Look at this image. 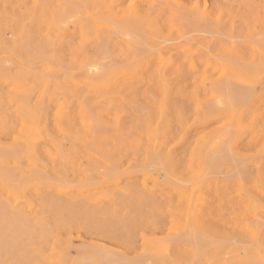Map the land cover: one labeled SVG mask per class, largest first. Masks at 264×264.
I'll use <instances>...</instances> for the list:
<instances>
[{
    "label": "rangeland",
    "instance_id": "obj_1",
    "mask_svg": "<svg viewBox=\"0 0 264 264\" xmlns=\"http://www.w3.org/2000/svg\"><path fill=\"white\" fill-rule=\"evenodd\" d=\"M66 1L0 0V264H264V0Z\"/></svg>",
    "mask_w": 264,
    "mask_h": 264
},
{
    "label": "bare ground",
    "instance_id": "obj_2",
    "mask_svg": "<svg viewBox=\"0 0 264 264\" xmlns=\"http://www.w3.org/2000/svg\"><path fill=\"white\" fill-rule=\"evenodd\" d=\"M65 2H66V4L68 3V4H70V6H71V8L70 9H72V7L73 6H75V5H71V2L69 3V2H67L66 0H64ZM69 1H71V0H69ZM130 1H133V0H130ZM130 1H129V3H130ZM135 1H133L132 2V6H133V3H134ZM196 2H197V0H196ZM62 3V2H61ZM72 4H73V2H72ZM135 4V3H134ZM205 5L204 6H206V4L207 3H204ZM83 5H85V4H83ZM69 5H67V8H69L70 7ZM131 5H130V8L132 7ZM129 7V6H128ZM127 7V9H126V7L124 8L126 11L128 10V9H130V8H128ZM73 8H75V10H77V7L75 6V7H73ZM207 8V7H206ZM205 8V9H206ZM74 10V9H73ZM74 10V11H75ZM78 10H80L79 8H78ZM77 10V11H78ZM66 11H67V9H66ZM68 11H72V10H68ZM73 11V12H74ZM77 11H75V14H77L78 12ZM82 11V10H81ZM130 11H131V9H130ZM129 12V11H128ZM68 13H71V14H74V13H72V12H68ZM80 17V16H79ZM63 19H65V18H63ZM112 19V20H111ZM72 20V19H71ZM110 20L111 21H113V22H115L116 23V25L118 26V28L119 27H121L120 25H118V24H121V25H123V24H125V28L123 29L122 28V32L119 30V29H117L116 27V25H115V29H117L119 32H118V34L116 33V32H114V31H112L111 33H115V34H117V35H120V34H122L123 35V37H126V36H129L127 33H132V32H137L139 29H136V26H137V24H136V18L135 17H128V18H114V17H110ZM61 22V21H60ZM64 23V22H63ZM70 24V23H69ZM109 26H110V22H109ZM109 26L108 25H103V28H104V32L103 33H105L106 31H107V29H109ZM197 27H198V25H196ZM113 29V28H112ZM114 29V30H115ZM197 29V28H196ZM197 32V31H196ZM140 32H138L137 34L140 36V34H139ZM200 33V32H199ZM109 34V33H108ZM115 34H112V35H115ZM133 34V33H132ZM131 34V35H132ZM135 34V33H134ZM137 34L135 35V37L133 38L132 37V39H129V38H127V39H125V40H127L126 42L127 43H129V44H133V46L134 47H139V45H140V43L139 44H137L139 41H141L143 38H139V39H137V40H139V41H137L135 38H138V37H136L137 36ZM121 35V36H122ZM108 36H110V35H108ZM219 36V35H218ZM131 37V36H130ZM143 37V36H142ZM105 41H106V38H104L103 37V46H105V47H107L108 45L107 44H105ZM144 43V42H143ZM142 44V43H141ZM96 49V48H95ZM107 62V61H106ZM95 65H97V64H95ZM94 65V66H95ZM108 65V64H107ZM93 66V65H92ZM102 69V71H103V68H101ZM221 71H222V69H221ZM104 72V71H103ZM227 73V72H226ZM232 77V76H231ZM231 79H233V78H231ZM232 82V81H231ZM229 87V86H228ZM244 92V91H243ZM222 94V93H221ZM227 94V93H226ZM244 94V93H243ZM240 96V95H239ZM238 96V97H239ZM245 96V95H244ZM247 96V95H246ZM221 97V96H220ZM229 97V96H228ZM228 97H226L228 100H229V98ZM237 98V97H236ZM241 98V97H240ZM232 99V98H231ZM234 101V100H233ZM232 101V102H233ZM242 101V100H241ZM218 102H219V100H218ZM227 102H229V101H227ZM231 102V101H230ZM236 103V102H235ZM229 104H231V103H229ZM233 104V103H232ZM218 105V104H217ZM220 105V104H219ZM231 106V105H230ZM219 107V106H218ZM212 109V108H211ZM214 110H215V108H214ZM216 113V112H215ZM216 125V124H215ZM228 128V127H227ZM230 128V127H229ZM228 133V132H227ZM219 136V135H218ZM227 136H229V135H227ZM215 140V139H214ZM211 143V142H210ZM230 152V151H229ZM221 153V152H220ZM222 156V155H221ZM225 157V156H224ZM232 157V156H231ZM228 158V157H227ZM235 158V157H234ZM223 160H224V158H222ZM238 159V158H237ZM237 173V172H236ZM144 176V175H143ZM147 177V176H146ZM141 180V179H140ZM194 186V185H193ZM194 188V187H193ZM19 226V225H18ZM23 226L21 225V227H19V228H17V229H15L14 230V228H8V231H10V232H12V233H7L6 235H1L0 234V247H5V246H7V247H11V248H15V249H17V250H21L22 248H24V246L25 245H23V244H21V243H19V245H16L15 244V242H17L18 240H27L28 238H29V234L27 233V231H25V230H22L23 228H22ZM0 228H2V227H0ZM191 228V227H190ZM29 230V229H28ZM30 231V230H29ZM187 233V232H186ZM192 234V233H191ZM32 235H33V233H32ZM190 235V234H189ZM3 236H5V237H3ZM185 236V235H184ZM187 236V235H186ZM189 237V236H188ZM189 238H191V237H189ZM203 238V237H202ZM174 240V239H173ZM186 240V239H185ZM5 241V242H4ZM18 243V242H17ZM190 243V242H189ZM193 244V243H192ZM195 244V243H194ZM12 245L14 246V247H12ZM202 245V244H201ZM27 246V245H26ZM84 247H86V246H84ZM163 247V246H162ZM71 246H67V250L68 251H70L71 250ZM89 248V247H88ZM15 249H14V251H15ZM16 250V251H17ZM91 250V249H90ZM93 251V250H92ZM26 252V251H25ZM96 252V251H95ZM98 252H99V255L101 254L102 255V253H100V251H97V253H96V255H98ZM94 254V253H93ZM115 254V253H114ZM95 255V256H96ZM22 256V255H21ZM87 259H85L84 260V263H86V264H88V263H93L92 261H91V256H90V254H88L87 253ZM103 256V255H102ZM107 255H105V256H103V258H102V261H103V264H111V263H113L114 264V262H113V258H115V257H113V258H111V259H109L108 258V256H107V258H104V257H106ZM111 257V256H110ZM83 258V257H82ZM93 258V257H92ZM96 258L98 259V258H100V256L99 257H97L96 256ZM97 259H95L94 261H96V262H100L99 261V259H98V261H97ZM101 259V258H100ZM105 261H104V260ZM108 259V260H107ZM130 259V258H129ZM122 259L120 258V260H118L119 261V263L116 261V264L118 263V264H123L124 262H127L125 259H123L122 261H121ZM125 260V261H124ZM135 260H137V259H135ZM139 260V259H138ZM79 261V260H78ZM106 261H109V263H107ZM111 261V262H110ZM80 262V261H79ZM104 262H106V263H104ZM131 262H133V261H131ZM135 262V261H134ZM84 263H82V264H84ZM101 264H102V262H100ZM100 263H97V264H100ZM137 263V262H136ZM125 264V263H124ZM126 264H128V262L126 263Z\"/></svg>",
    "mask_w": 264,
    "mask_h": 264
}]
</instances>
